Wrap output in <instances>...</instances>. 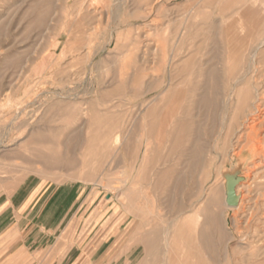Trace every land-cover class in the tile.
Returning <instances> with one entry per match:
<instances>
[{
  "label": "rangeland",
  "instance_id": "1",
  "mask_svg": "<svg viewBox=\"0 0 264 264\" xmlns=\"http://www.w3.org/2000/svg\"><path fill=\"white\" fill-rule=\"evenodd\" d=\"M262 94L264 0H0V227L51 186L53 231L26 264H137L154 237L150 261L175 260L183 220L221 187L194 259L264 264ZM244 170L228 204L222 181Z\"/></svg>",
  "mask_w": 264,
  "mask_h": 264
},
{
  "label": "bare ground",
  "instance_id": "2",
  "mask_svg": "<svg viewBox=\"0 0 264 264\" xmlns=\"http://www.w3.org/2000/svg\"><path fill=\"white\" fill-rule=\"evenodd\" d=\"M184 51V50H183ZM174 54V53H173ZM176 54V53H175ZM174 57V56H173ZM165 58H166V55H165ZM167 59V58H166ZM168 59H169V57H168ZM167 59V60H168ZM170 59H171V57H170ZM142 60V59H141ZM169 61V60H168ZM163 66H165V65H163ZM170 67H171V65H170ZM216 68V67H215ZM165 69V68H164ZM212 70V69H211ZM213 70H214V67H213ZM216 70V69H215ZM210 71V70H209ZM211 72V71H210ZM216 72V71H215ZM169 73V72H168ZM216 73H218V72H216ZM215 73V74H216ZM204 74V73H203ZM211 74L212 73H210L209 75L211 76ZM214 74V75H215ZM168 75V74H167ZM202 75V74H201ZM171 76H173V75H171ZM176 76V75H175ZM200 76V75H199ZM206 76V75H205ZM175 78V77H174ZM186 78V77H185ZM204 78V77H203ZM246 78V77H245ZM187 79V78H186ZM190 79V77L187 79V80H189ZM211 79V78H210ZM216 79V78H215ZM184 80V79H183ZM186 80V81H187ZM213 80V79H212ZM212 80H210V81H212ZM171 81V80H170ZM185 81V80H184ZM190 81V80H189ZM205 81V80H204ZM204 81H201L202 83L201 84H203L204 85ZM216 81V80H215ZM166 82V81H165ZM169 82V81H168ZM163 83V82H162ZM180 83V82H179ZM188 83V82H187ZM190 83H191V81H190ZM213 83H214V81H213ZM212 83V84H213ZM185 84V83H184ZM197 84V83H196ZM196 84H194L193 85V87H194V89H195V86H196ZM200 84V83H199ZM209 84H211V82L209 83ZM248 84V86H249V83H247ZM251 84V83H250ZM178 85H181V83L180 84H178ZM207 85V84H206ZM206 85H205V87H206ZM202 86V85H201ZM212 86V85H211ZM216 86V85H215ZM248 86H247V91H248V89L250 90V88H248ZM256 86V85H255ZM197 87H198V85H197ZM213 87V86H212ZM238 87V86H237ZM242 88H243V86H241ZM192 88V87H191ZM201 88V87H200ZM203 88V87H202ZM210 88V87H209ZM215 88V87H214ZM214 88H212L213 90H214ZM217 88V87H216ZM205 89V88H204ZM211 89V90H212ZM244 89V88H243ZM253 89V88H252ZM257 89H259V88H257ZM203 90V89H202ZM201 90V91H202ZM210 90V91H211ZM245 90V89H244ZM244 90H239L238 91V94H237V96L239 97V100L237 101V102H235V103H238L239 102V105L241 104H243V105H247L246 103H249L248 101H250V99L252 100L253 98H255L257 101H259L258 99H259V97H257V95L254 97L253 96V93L252 94H250V93H243L244 92ZM152 91V90H151ZM215 91V90H214ZM190 92V91H189ZM192 92V91H191ZM193 92H195L194 90H193ZM229 92V91H228ZM254 92H255V90H254ZM260 92V91H259ZM263 92V91H262ZM148 93V92H147ZM202 93H203V91H202ZM208 93V92H207ZM213 93V92H212ZM211 93V94H212ZM216 93V92H215ZM191 94V93H190ZM199 94V93H198ZM203 94H205V93H203ZM217 94V93H216ZM255 94V93H254ZM257 94V93H256ZM180 95V94H179ZM178 95V96H179ZM194 95H196V93L194 94ZM259 95H261V94H259ZM262 95H264V94H262ZM177 96V97H178ZM182 96V95H181ZM191 96V95H190ZM211 97H212V95H210ZM214 96V95H213ZM191 97H194V96H191ZM199 97L201 98V95H199ZM216 97V96H215ZM220 98V97H219ZM262 98V97H261ZM181 99V98H180ZM192 99V98H191ZM217 99V98H216ZM254 99V100H255ZM264 99V98H263ZM202 100H203V102H207V99L205 98V96L203 95V98H202ZM253 100V101H254ZM196 101H197V99H196ZM199 102H200V99L198 100ZM197 101V102H198ZM216 101H218V99L216 100ZM192 102V101H191ZM252 102V101H251ZM255 102V101H254ZM262 102V101H261ZM211 103H213V101L211 102ZM216 103V102H215ZM255 103H257V102H255ZM259 103H260V101H259ZM193 104V103H192ZM210 104V103H209ZM258 104V103H257ZM264 104V103H263ZM262 104V105H263ZM204 105H206V104H204ZM237 105V104H236ZM235 105V106H236ZM261 105V106H262ZM192 106V105H191ZM202 106V105H201ZM248 106H249V104H248ZM250 106H251V104H250ZM253 106H255L254 104H253ZM252 106V107H253ZM199 107V106H198ZM243 107V106H242ZM262 107H264V105L262 106ZM261 107V108H262ZM238 109H239V106L237 107ZM251 108V107H250ZM250 108H248V110L250 109ZM252 109V108H251ZM240 110V109H239ZM241 110H243V108L241 109ZM255 110L256 111H258V110H260L259 109V107L257 106H255ZM254 110V111H255ZM244 111H246V109L244 110ZM253 111V110H252ZM255 111V112H256ZM260 111H262V110H260ZM264 111V110H263ZM250 112H251V110H250ZM249 113V112H248ZM264 112H262V114H263ZM250 114V113H249ZM251 114H253V113H251ZM261 114V113H260ZM260 114L258 115V117L260 116ZM255 115L257 116V114L255 113ZM247 116V115H246ZM249 116H251V115H249ZM254 117V116H253ZM262 117V116H261ZM260 117V118H261ZM264 117V116H263ZM245 121H247V119L245 120ZM244 121V122H245ZM176 122V121H175ZM249 122H250V120H249ZM262 122H263V120L262 119H259L258 121L256 120V119H253V123H252V125L250 126V124H249V126H250V128H248V129H250V132L248 133V136H247V138L249 137L250 138V134H256V132L260 129L259 127H260V125H261V127H262ZM243 123V122H242ZM264 123V122H263ZM161 124V123H160ZM177 126H178V124L177 123H175ZM180 124V123H179ZM244 124V123H243ZM182 125V124H181ZM248 124H247V122H246V126H247ZM163 127V126H162ZM245 126H243V128H244ZM164 128V127H163ZM246 128V130L248 131V129H247V127H245ZM263 128H264V126H263ZM262 130V129H261ZM259 132H260V130H259ZM163 134V133H162ZM246 136V135H245ZM158 137H159V135H158ZM161 137V136H160ZM253 137V136H252ZM260 137V136H259ZM175 141H176V139H175ZM261 141V140H260ZM159 144V143H158ZM195 145H197V144H195ZM194 153V152H193ZM199 154V153H198ZM48 157V156H47ZM41 158H43V159H39V160H44L45 159V161L48 159H46V157L44 158V157H41ZM54 158V157H53ZM52 159V158H51ZM50 159V160H51ZM49 160V161H50ZM47 165V164H46ZM29 170V169H28ZM247 172V171H246ZM245 172V170H244V172L242 173V175H241V178H240V181L239 182H237L235 185H234V187H235V193H236V195L238 196V201H237V206H239L240 204H241V202H242V199H243V196H242V190H241V186H242V183H240V182H242V181H244V178L247 176V173ZM181 174V173H180ZM180 177V176H179ZM226 179L225 180H223L222 181V185L221 186H223V193H224V201H225V184H226ZM220 189H221V187H220ZM220 189L218 188V187H212L211 188V191H210V193L207 195V199L204 201V203H203V206H202V208H201V211L200 212H202V214H204L205 215V218H204V220H201V218H200V216H198L197 218H195V220L194 221H191V220H189V221H187V220H183L184 222L182 223V225L180 226L181 227V231H182V241H183V247L185 248V252H184V254H183V256H182V258H179V259H175V260H173L172 258H169V257H167L168 259H163L162 261H160V260H154V259H151V261H150V258H151V256H152V253H154V251L157 249V243H159L160 241H156V239H155V237L154 238H148L146 241H145V243H143V245L141 246L142 247V252H143V254H144V256H143V259H141L137 264H156L158 261L160 262V264H203L201 261H199V260H195L194 259V255H193V252H192V250L195 248L194 247V243H193V235H194V237H195V240H197L196 242H197V244H199V246L198 247H200L201 249L203 248H208V245H209V243H211L212 241H210V239H211V234H212V231H215L214 229L216 228L217 229V226L219 225V221H220V219H218V218H216L215 216H213V214L211 213V214H209L208 213V210L211 208V206H213L214 204H216V203H218V200L220 199V196H219V194L221 193V191H220ZM245 190H247V188L245 189ZM245 192V191H244ZM263 192V191H262ZM246 193V192H245ZM172 198V197H171ZM172 200V199H171ZM163 204V203H162ZM169 204V203H168ZM226 204V203H225ZM179 205V204H178ZM226 206H227V204H226ZM211 211V210H210ZM199 214V213H198ZM144 215V214H143ZM140 217V216H139ZM142 218H143V216H142ZM141 218V219H142ZM162 217H160V219H161ZM185 219V218H184ZM139 220H140V218H139ZM149 221V220H148ZM156 221V220H155ZM169 222V221H168ZM142 223V222H141ZM170 223V222H169ZM173 224V223H172ZM179 224V223H178ZM141 225V224H140ZM146 225V224H145ZM217 225V226H216ZM173 226V225H172ZM154 227V226H153ZM159 227V226H158ZM166 227V226H165ZM155 228V227H154ZM162 228V227H161ZM177 228V227H176ZM144 229V228H143ZM157 229V231H158V228H156ZM164 229H166V228H164L163 227V229H161V230H163L164 231ZM178 229V228H177ZM145 230V229H144ZM153 230H155V229H153ZM160 230V229H159ZM176 230V229H175ZM135 231V230H134ZM138 231V230H137ZM146 231V230H145ZM156 231V230H155ZM170 230L168 229V232H169ZM171 232V231H170ZM170 232H169V234H170ZM178 232V231H177ZM151 234H152V232H150ZM149 233V234H150ZM157 233V232H156ZM160 233H161V231H160ZM163 233H165V232H163ZM162 233V234H163ZM226 233V232H225ZM136 234V233H135ZM149 234H148V236H149ZM168 234V235H169ZM174 234V233H173ZM143 235V234H142ZM153 235H156V234H153ZM152 235V236H153ZM167 235V234H166ZM131 236V235H130ZM152 236H150V237H152ZM160 236H162L161 234H160ZM174 237H175V235H173ZM172 236V237H173ZM136 237V236H135ZM144 237V236H143ZM130 238V237H129ZM147 238V237H146ZM146 238H143V239H146ZM168 238V237H167ZM169 238H170V235H169ZM169 238H168V240H169ZM213 238V237H212ZM130 241L132 240V238L131 239H129ZM142 240V239H141ZM165 240V239H164ZM163 240V241H164ZM181 240V239H180ZM133 241V240H132ZM163 241H161V242H163ZM210 241V242H209ZM209 242V243H208ZM126 243H128L127 241H126ZM140 243H141V241H140ZM163 244H165V243H163ZM125 245V244H124ZM169 245H170V243H169ZM212 246H213V244H211ZM163 247L165 246V245H162ZM167 246H168V244H167ZM172 246V245H171ZM209 247H210V245H209ZM212 249V248H211ZM164 250H168L167 249V247H165L164 248ZM163 250V251H164ZM157 252H159V248H158V250H156V254H157ZM182 253V252H181ZM179 254V252H178V254L179 255H182V254ZM121 254V253H120ZM125 254V253H124ZM197 254V253H196ZM122 255V254H121ZM155 255V254H154ZM153 255V257L156 259L157 258V256L155 257ZM163 255V254H162ZM171 255V254H170ZM198 255H200V253L198 254ZM159 256V255H158ZM165 256H167V254L165 253ZM175 255H171L170 257H174ZM201 256V255H200ZM262 256V255H261ZM117 257V256H116ZM181 257V256H180ZM118 258H119V256H118ZM117 258V259H118ZM165 258V257H164ZM201 258H203V257H201ZM200 258V259H201ZM128 259V258H127ZM161 259H162V257H161ZM126 260V259H125ZM159 262H158V264H159ZM126 264H128V263H126Z\"/></svg>",
  "mask_w": 264,
  "mask_h": 264
},
{
  "label": "crops",
  "instance_id": "3",
  "mask_svg": "<svg viewBox=\"0 0 264 264\" xmlns=\"http://www.w3.org/2000/svg\"><path fill=\"white\" fill-rule=\"evenodd\" d=\"M52 192L51 186H44L38 192L28 193L18 207V211H22L20 216L27 220L17 226L0 227V264H26L27 251L31 248L28 240L30 243L42 240L44 243L51 236L53 231ZM5 209L0 210L1 219ZM1 222L4 224L3 221Z\"/></svg>",
  "mask_w": 264,
  "mask_h": 264
},
{
  "label": "water",
  "instance_id": "4",
  "mask_svg": "<svg viewBox=\"0 0 264 264\" xmlns=\"http://www.w3.org/2000/svg\"><path fill=\"white\" fill-rule=\"evenodd\" d=\"M225 184V192L227 196L228 204H236L238 201V196H235L233 193L234 185L240 180V178L233 179L231 176H227Z\"/></svg>",
  "mask_w": 264,
  "mask_h": 264
}]
</instances>
